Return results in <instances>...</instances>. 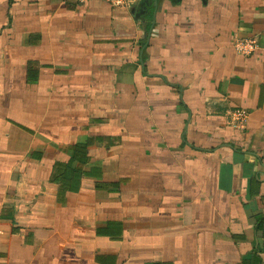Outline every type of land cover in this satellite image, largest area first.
I'll use <instances>...</instances> for the list:
<instances>
[{"label": "crops", "instance_id": "obj_1", "mask_svg": "<svg viewBox=\"0 0 264 264\" xmlns=\"http://www.w3.org/2000/svg\"><path fill=\"white\" fill-rule=\"evenodd\" d=\"M0 264H264V0H0Z\"/></svg>", "mask_w": 264, "mask_h": 264}, {"label": "built area", "instance_id": "obj_2", "mask_svg": "<svg viewBox=\"0 0 264 264\" xmlns=\"http://www.w3.org/2000/svg\"><path fill=\"white\" fill-rule=\"evenodd\" d=\"M112 6H126L130 4L133 0H105ZM257 47L256 38H240L236 39L233 42L234 51L240 55H248ZM230 123L234 127H243L246 118L248 116V112L245 109L238 108L232 109L228 113Z\"/></svg>", "mask_w": 264, "mask_h": 264}, {"label": "trees", "instance_id": "obj_3", "mask_svg": "<svg viewBox=\"0 0 264 264\" xmlns=\"http://www.w3.org/2000/svg\"><path fill=\"white\" fill-rule=\"evenodd\" d=\"M76 146V145H75ZM84 147V144L83 145H80L79 144V147L78 149H76V151H72L73 154L70 156V159L71 160H81L83 158V154L81 152H79L80 149H82ZM78 151V152H77Z\"/></svg>", "mask_w": 264, "mask_h": 264}, {"label": "water", "instance_id": "obj_4", "mask_svg": "<svg viewBox=\"0 0 264 264\" xmlns=\"http://www.w3.org/2000/svg\"><path fill=\"white\" fill-rule=\"evenodd\" d=\"M149 2V0H144V3H148ZM156 4V1H153V5H155Z\"/></svg>", "mask_w": 264, "mask_h": 264}]
</instances>
